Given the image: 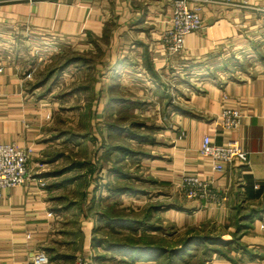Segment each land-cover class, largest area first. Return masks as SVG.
I'll use <instances>...</instances> for the list:
<instances>
[{
	"label": "crops",
	"instance_id": "obj_1",
	"mask_svg": "<svg viewBox=\"0 0 264 264\" xmlns=\"http://www.w3.org/2000/svg\"><path fill=\"white\" fill-rule=\"evenodd\" d=\"M189 3L200 8L202 27L185 36L181 53L171 54L162 36L171 23L173 0H0V143L30 148L32 174L24 185L2 190L0 264H33L38 251L48 254V264L66 263L70 255L62 251L69 243L66 234L75 233L65 228L68 213H74L76 206L71 194L80 200L89 196L97 203L98 182L84 184L79 176L70 175L78 164H63L68 154L55 149L58 141L67 139L68 132L56 126L58 108L67 106L63 100L60 104L43 101L24 72L23 63L34 55L32 47L50 40L61 50L71 47L91 54L82 61L95 72L94 79L90 84L76 83L67 96L89 95L90 109L102 115L108 135L127 130L114 123L116 112L124 111L125 105L151 107L144 100L132 102L126 95H115L117 87L124 88L118 82L124 76L148 78L150 84L146 82L141 92H164L161 97L172 98L166 94L171 90L181 97L177 101L173 96L169 117L160 125V138L152 142L157 152L144 153L151 160L152 181L160 186L174 184L177 189L182 174H194L226 199L190 200L181 194V200L154 215L153 234L162 236V221L157 218L166 213L178 231L211 238L204 241L208 247L203 264H264V51L259 49L264 43V0ZM78 59L66 65L64 74L78 66ZM225 105L241 111L238 130L220 125ZM204 136L217 144L240 140L248 162L214 171L200 153ZM126 148L131 151L109 145L106 154L112 158L115 150ZM107 169L116 172L114 166ZM101 221L111 231L131 230L128 216H87L78 230L85 244L81 257L87 264H104L105 259L106 263L161 264L163 254L132 250L129 241L100 236Z\"/></svg>",
	"mask_w": 264,
	"mask_h": 264
},
{
	"label": "rangeland",
	"instance_id": "obj_2",
	"mask_svg": "<svg viewBox=\"0 0 264 264\" xmlns=\"http://www.w3.org/2000/svg\"><path fill=\"white\" fill-rule=\"evenodd\" d=\"M262 37L264 38V34H262ZM263 44L259 45L260 51H264ZM32 50L34 52L32 58L30 54L23 63L24 72L28 74L27 80L31 82L30 85L34 84L32 87L37 89L43 101L56 102L58 104L63 100V106H67L66 109L58 108L57 114L59 115H57L56 125L58 129L68 132L67 137H64L67 139L58 141L55 149L62 150L68 154L63 164H78L79 168L73 173H69L70 175L79 176L84 184L88 180L94 179L98 182V187L94 189L96 204L94 200L89 199V196L80 200V196L76 195L75 198L71 194V198H69L73 200L72 206H76L72 209L74 213H72L73 211L68 213L65 228L68 231L75 230V233L66 234L65 240L69 243L62 251H66L70 255L64 264H87L81 257L83 253L82 246L85 244L84 240L80 238L78 230L85 223L86 217H93L95 213H99L102 217L106 215L130 217L132 224L130 233L108 230L105 221H101L102 224L100 223L98 230L103 238L129 241L132 245V250L134 246L148 243L160 244L167 249L179 248L185 239L190 236L200 235L199 232L188 234L189 230L178 231L172 227L170 215L166 213H163L162 219L160 217L157 218V222L161 223L162 221L163 228L159 229L162 236L153 234L155 230L154 223L156 222L154 215L158 214L160 210L165 211V209L170 207V202L181 200L182 193L180 185H178L177 189H174V184L160 186V184L156 185L152 181L154 178L149 174L151 160L145 159L144 153L157 152L155 151V143L153 144L152 142L160 138L159 129L162 127L160 125H163L169 117L170 110L168 108L174 103L173 96L177 101H180L179 98L181 97L171 92V90H168L166 94L171 95L172 98H165V96L168 97L167 95L161 97L162 94H165L164 92L161 95L156 91L141 92L140 89L145 86L146 82L150 84L148 78L146 81L143 76L128 77V79L124 76L122 80L118 81L124 84V88L118 89L117 87L115 95H126V98L128 97L127 99L132 102L144 100L151 107L145 109L140 106L136 107L133 103L130 106L125 105L123 107L124 111L116 112L114 123L119 124V127L125 125L127 130H125V133L115 130L111 132V135H108L107 125L103 117H101L102 115L96 116L90 109L89 95L83 99L77 96H67L73 91L72 88H74L76 83L90 84L91 80L94 79L95 72L89 65H83L82 61L85 57L92 58L91 54L76 51L71 47L61 50L59 44L51 40L50 43L47 41L44 45L36 43ZM76 56L82 59L75 58ZM77 59L80 61L78 66H73L70 71H66L67 73L64 74L63 71L67 65H64L65 62H73ZM75 67L76 69H73ZM80 75L81 77H79ZM101 76L102 74H100ZM128 88L130 91L127 90ZM155 102H158L159 105ZM74 108L76 109L74 110ZM76 112H78V115L75 114ZM139 135L146 139L139 138ZM74 137L77 138L74 139ZM109 145L126 146L131 149L130 154L126 151L115 150V154L113 153V157L110 158L106 154V147ZM109 165L110 167L114 166L116 172L109 173L107 169ZM41 184L44 185V182ZM110 186L115 187L114 190L116 192H111ZM123 189L126 190V193L125 195H120L121 191L119 190ZM67 202L69 203V200ZM207 247L206 243L195 239L194 242L189 243L185 247L183 254L172 255L165 252L160 256V261L161 264H203V258L207 255ZM211 248H215V246ZM115 254L118 255L117 253ZM94 259L96 258L94 257ZM100 259L102 258L100 257ZM105 260H103L104 264H120L114 260H108L109 263H106Z\"/></svg>",
	"mask_w": 264,
	"mask_h": 264
},
{
	"label": "built area",
	"instance_id": "obj_3",
	"mask_svg": "<svg viewBox=\"0 0 264 264\" xmlns=\"http://www.w3.org/2000/svg\"><path fill=\"white\" fill-rule=\"evenodd\" d=\"M231 0H224L229 2ZM203 20L199 7H191L189 0H173L171 23L164 31L162 41L171 54L181 53L184 49L185 36L202 27ZM225 100L227 94H223ZM219 123L225 130H238L241 126V111L230 105H225L219 115ZM202 156L211 161L212 169L217 172L224 170L230 163L246 164L248 152L238 139L217 144L210 136H204L200 148ZM31 156L30 148H21L12 143H0V197L3 189L24 185L32 176L28 162ZM181 193L187 199L225 200L213 192L208 183L194 174H182ZM50 258L45 251H38L32 260L33 264H48Z\"/></svg>",
	"mask_w": 264,
	"mask_h": 264
},
{
	"label": "trees",
	"instance_id": "obj_4",
	"mask_svg": "<svg viewBox=\"0 0 264 264\" xmlns=\"http://www.w3.org/2000/svg\"><path fill=\"white\" fill-rule=\"evenodd\" d=\"M71 61H66L64 65L70 63ZM128 153H130V150H127V148L124 150ZM200 240V242H203L205 240L209 241L208 239H211V238H208V237H204V236H190L189 238L185 239L182 243V245L179 247V248H172V249H167V248H164L162 246H157V245H153V244H147V245H141V246H134V250H140V251H151V252H155L157 254H163L165 252H168L169 254H172V255H180V254H183V250L185 249V247L191 243V242H194V240ZM219 241H224V240H221V239H217ZM229 242V241H227ZM210 243H215V242H212L210 241Z\"/></svg>",
	"mask_w": 264,
	"mask_h": 264
}]
</instances>
